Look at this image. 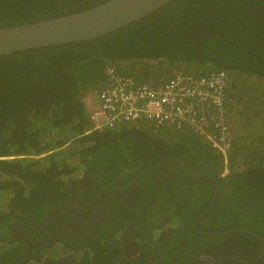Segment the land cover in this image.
Masks as SVG:
<instances>
[{
  "label": "trees",
  "instance_id": "16d2710c",
  "mask_svg": "<svg viewBox=\"0 0 264 264\" xmlns=\"http://www.w3.org/2000/svg\"><path fill=\"white\" fill-rule=\"evenodd\" d=\"M104 1L0 0V28ZM109 67L152 86L175 68L231 73L234 103L218 106L229 147L144 118L94 128L91 92L111 84ZM60 203L68 220L39 240ZM248 231L264 236V0H174L104 36L0 57V264H264Z\"/></svg>",
  "mask_w": 264,
  "mask_h": 264
},
{
  "label": "built area",
  "instance_id": "2783aa9c",
  "mask_svg": "<svg viewBox=\"0 0 264 264\" xmlns=\"http://www.w3.org/2000/svg\"><path fill=\"white\" fill-rule=\"evenodd\" d=\"M107 72L111 84L91 92L90 117L94 128H113L125 121L133 123L132 121L144 118L156 124L169 123L178 127L190 125L205 132L207 140L214 147H229L226 130L230 125L224 123L226 109L218 106L225 105L229 109L234 103V97L230 98L228 94L233 80L231 73L220 70L213 72L208 78H198L194 73L181 69L169 76L164 83L152 86L143 82L137 84L114 72L112 67L107 68ZM210 100L214 106L208 111L206 107L209 104L205 102ZM206 119H212L211 123L221 126L222 132L218 139L202 126Z\"/></svg>",
  "mask_w": 264,
  "mask_h": 264
},
{
  "label": "water",
  "instance_id": "95a60500",
  "mask_svg": "<svg viewBox=\"0 0 264 264\" xmlns=\"http://www.w3.org/2000/svg\"><path fill=\"white\" fill-rule=\"evenodd\" d=\"M173 1L107 0L75 13L3 27L0 28V57L23 50L80 42L104 36L145 18ZM240 231L245 230L240 229ZM209 233L213 234V232ZM260 237L264 239V236ZM263 253L264 247L259 256ZM201 258L208 260L210 264H215L222 259L208 256Z\"/></svg>",
  "mask_w": 264,
  "mask_h": 264
},
{
  "label": "flooded vegetation",
  "instance_id": "af4514ba",
  "mask_svg": "<svg viewBox=\"0 0 264 264\" xmlns=\"http://www.w3.org/2000/svg\"><path fill=\"white\" fill-rule=\"evenodd\" d=\"M184 177V176H183ZM86 180V179H85ZM83 185L85 186L84 188L87 190V191H89V190H91V189H94V187H93V184H91V181H89V180H86L85 182L83 181ZM132 189H133V187L132 188H130V191H131V193H132ZM133 195V194H132ZM73 198H75V197H73ZM64 202V201H63ZM147 203H149V202H147ZM79 204L81 205V206H83V207H85V208H87V206H88V203L87 202H85V201H83V200H80L79 201ZM66 206H69V204L67 203L66 205H63V203H60L57 207H56V209H55V211L54 212H50V214H49V217L48 218H46L45 220H44V222H43V224L40 226L41 228H35L36 230L37 229H39L38 230V234L40 235L42 232H44V231H47L46 233V236H49L50 235V233H49V231H50V229H51V231H58V229H57V227H55L54 226V224L57 222V220H61L62 221V223H63V220H68V217H64L63 216V213H61V211L63 210V209H65V207ZM96 211H97V218H99L100 216H99V213L101 212V210L100 209H96ZM95 215H96V213H95ZM200 216H198V217H196V219H194V221H193V225L198 229V230H200V228H198L197 227V219L199 218ZM52 219V220H51ZM24 224V226H25V228H26V223H23ZM22 223L20 224V226L21 225H23ZM18 227V226H15V228H14V234H15V236L17 237V238H24L25 240H26V237H25V235L24 234H22V232L24 233V231L22 230V228L21 227ZM168 226H171V224H167L166 226H164V228L166 229V231L167 232H169L170 233V228L168 227ZM26 231V230H25ZM60 231V230H59ZM164 233L163 234H161V236L159 237V241H161V240H163L164 239ZM44 236H45V234L43 235V234H41V237H40V239L39 240H43V241H45V238H44ZM259 237H260V235H259ZM264 240V239H263ZM36 245H33V247H35ZM264 247V246H263ZM263 249V248H262ZM262 251V250H261ZM261 251H260V253H261ZM260 253H259V255H260ZM156 255H159V251L158 252H156ZM156 255H154V257L156 256ZM263 255V254H262ZM260 257V256H259ZM201 258V257H200ZM256 259V258H255Z\"/></svg>",
  "mask_w": 264,
  "mask_h": 264
},
{
  "label": "bare ground",
  "instance_id": "6f19581e",
  "mask_svg": "<svg viewBox=\"0 0 264 264\" xmlns=\"http://www.w3.org/2000/svg\"><path fill=\"white\" fill-rule=\"evenodd\" d=\"M179 69V68H178ZM238 76V75H237ZM234 79V78H233ZM237 79V78H236ZM234 83V82H233ZM245 90V89H244ZM220 108V107H219ZM225 113V112H224ZM170 127V126H169ZM209 127V126H208ZM219 127V126H218ZM179 128V127H178ZM191 128V127H190ZM106 129H108V128H106ZM209 129H210V127H209ZM176 130V129H175ZM209 131V130H208ZM199 133V132H198ZM210 133V132H209ZM212 133V132H211ZM244 133V132H243ZM216 136H219V135H216ZM210 147V146H209ZM212 148V147H211ZM218 151V150H217ZM218 155H219V153H217Z\"/></svg>",
  "mask_w": 264,
  "mask_h": 264
},
{
  "label": "clouds",
  "instance_id": "9594fccd",
  "mask_svg": "<svg viewBox=\"0 0 264 264\" xmlns=\"http://www.w3.org/2000/svg\"><path fill=\"white\" fill-rule=\"evenodd\" d=\"M173 70H174V71H173V73H174V72H176V71H178V70H181V69H176V68H175V69H173ZM173 73H172V74H173ZM172 74H171V75H172ZM171 75H170V76H171ZM172 126H173V125H172ZM232 126H233V123H232ZM33 157H36V156H33ZM7 158H9V157H7Z\"/></svg>",
  "mask_w": 264,
  "mask_h": 264
},
{
  "label": "rangeland",
  "instance_id": "374dc122",
  "mask_svg": "<svg viewBox=\"0 0 264 264\" xmlns=\"http://www.w3.org/2000/svg\"><path fill=\"white\" fill-rule=\"evenodd\" d=\"M236 132H239V130L237 129ZM248 135H250V134H248ZM245 136H247V134Z\"/></svg>",
  "mask_w": 264,
  "mask_h": 264
}]
</instances>
